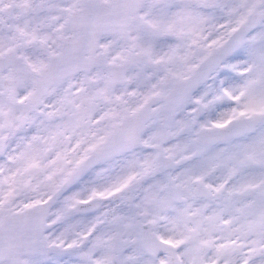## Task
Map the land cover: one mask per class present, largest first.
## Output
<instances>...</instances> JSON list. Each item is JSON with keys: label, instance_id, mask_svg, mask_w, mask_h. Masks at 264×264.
Wrapping results in <instances>:
<instances>
[{"label": "flooded vegetation", "instance_id": "1", "mask_svg": "<svg viewBox=\"0 0 264 264\" xmlns=\"http://www.w3.org/2000/svg\"><path fill=\"white\" fill-rule=\"evenodd\" d=\"M56 1L59 0H48L45 7L41 6V0H0V205L16 202L15 209L8 214L52 196L95 149L88 148V142L96 130L108 125L105 144L114 127L127 122L133 113L115 115L114 118L104 115L108 122L100 124L105 122L103 115L91 120L86 117L87 106L77 108L73 98L81 93L79 99L85 95L82 103L90 105L91 99H87L86 92L101 84L104 78L113 89L117 87L109 69L101 65L70 75L50 87L41 103V96L37 97V87L41 85L38 74L48 66L51 57L61 51L67 36L75 43L78 37L77 31H66V23L69 13L81 7L80 0H75L79 4L66 11L62 18L58 10L61 7ZM148 1L131 25L141 20L151 31L147 19L155 15L146 12ZM175 1L151 0L158 16L164 20L172 17L171 6ZM186 1L189 11L194 8L199 11L197 15L205 12L203 20L207 27L203 38L200 36L197 45L191 42V47L197 49L210 37L220 38L226 32L225 27L235 25L236 28L238 9L253 3V0ZM258 7V10H264V0L259 1ZM189 11L185 12L183 21L191 18ZM41 14L47 17V23H41ZM141 15L145 17L141 19ZM263 24L264 21L250 35L262 29ZM182 29L184 32L185 26ZM159 34L178 37L180 31L174 27ZM108 36L102 37L97 53L107 54L110 63L124 62L134 47L129 49L127 56L112 59L115 54L102 48ZM226 38L219 41L216 48ZM181 39L175 40L179 43ZM88 74L90 76H84ZM213 84L214 88L207 82L197 90L200 95L194 102L193 116L198 104L201 108L199 119L206 116L212 119L222 107L227 109L236 101L235 91H228L219 83ZM223 101L226 103L222 106ZM84 117L87 120L85 130L77 140L81 133H77L76 122ZM47 118L59 126L46 125ZM129 126L124 131L130 130ZM220 126L199 129L214 130ZM247 134L200 146L215 148L236 142ZM135 148L138 147L129 148L96 167L124 158ZM230 148L232 146L226 149ZM228 150L212 154L208 167L199 164L195 172L198 179L191 192L183 194L170 221L159 217L150 201L146 205L140 202L137 188L151 174L147 171L139 177L137 174L125 179L107 177L113 187L102 178L100 181H104L105 186L99 193L91 184L89 194L74 196L79 200L73 199L76 203L70 209L58 207L62 209L56 211L60 203L71 200L66 197L80 185L81 180L77 181L63 192L51 211L46 248L23 255L15 253L2 259L0 264H264V161L242 160L245 156L238 160L233 155H238V151L241 155L242 146H236L231 152ZM261 151L264 156V147ZM97 198L103 199L99 207L88 211L79 209L82 202ZM170 222L174 224L173 230L169 227Z\"/></svg>", "mask_w": 264, "mask_h": 264}, {"label": "rangeland", "instance_id": "2", "mask_svg": "<svg viewBox=\"0 0 264 264\" xmlns=\"http://www.w3.org/2000/svg\"><path fill=\"white\" fill-rule=\"evenodd\" d=\"M259 1L253 0L252 6L238 9L236 22L238 25L246 18L249 10L260 9L258 7ZM47 3L48 0H41V6L47 7ZM58 3L63 10L58 8L59 13H61L60 18L64 17L66 11L79 4L75 0L56 1V4ZM188 4L189 2L186 0H176L171 6L172 17L164 20L158 16L157 9L149 0L145 5L146 12L155 15L151 16L153 19L150 17V20L154 21V18H156L154 24L147 19L148 24L152 26L151 31L145 28L142 21L139 20L130 26L126 36L109 35L105 38L102 48L115 54L112 59L127 56L129 49L134 47L138 52L139 68L130 71L127 82L115 89L111 87L106 80L107 78H104L101 84L94 86L92 90H88L86 94L87 99H91L90 105L83 104L82 101L85 100V95H82L79 99L81 93H78L73 100L77 103V108L85 109L86 106L88 107L86 117L88 116L91 119L95 116L109 115V118H114L115 115L129 114L139 108L151 96L166 94L172 81L181 80L183 77L188 76L195 66L216 48L218 42L228 36L232 29H235V25L227 26L225 27L226 32L222 33L220 38H208L207 41L202 42L200 49L191 47L192 41L197 45L200 36L206 31L207 25L206 21L203 20L205 12L197 15L199 11L194 8L189 11L187 9ZM54 8L56 9V6ZM151 9H154L153 12ZM186 11L190 12L188 16L190 15L191 18L183 21ZM143 17L145 16L141 15V19ZM43 22L47 23V17L41 14V23ZM183 26H185L184 32ZM174 27H177L180 31L178 37H163L159 34ZM149 33L154 35H149ZM180 37L182 39L178 43L175 39ZM179 46L184 47L179 48ZM148 59H153L161 68L158 75L146 68L145 62ZM210 83H212V88L215 87L213 83H219L228 91H235L236 101L234 104L227 109L222 107L220 113L216 117L212 116V119L206 116L194 122L192 108L194 102L199 100V91L185 105L181 106L175 115H171L168 103L161 101L155 105L156 114L143 135L144 145L133 149L124 158L116 159L113 163L101 164L84 175L79 179L81 180L80 185L68 193L66 199L71 200L68 202L63 201L55 210L60 211L62 209L58 207H63L64 210L70 209V206L76 203L75 200H79L74 196L89 194L88 186L91 184L96 189L95 192L99 193V189L105 186V182L100 181L102 178H106L107 183L111 184L109 186L113 187L112 181L108 180L107 177L113 179L122 177L125 179L132 174H137L139 177L147 171L151 174L137 188L140 202L146 205L150 201L155 205L157 215L170 221L178 209V204L181 203L183 194H189L194 181L198 179L195 172L200 167L199 164L203 163V167H208L211 163L212 154H220L228 150L226 149L228 146H232L228 150L229 152L236 146H242V154L239 155L240 151H238V155H233L238 160L245 156V159L242 160L255 159L263 162L264 156L260 153L264 147V122L254 132L247 134L236 142L229 143L230 145L224 144L206 149L198 145L195 138L198 129L202 126L216 128L239 117H252L264 113V26L247 37L241 50L229 58L212 75ZM208 87L210 88V85ZM80 102L82 104H79ZM224 103L226 102L223 101L222 106ZM213 104L217 105L216 103ZM82 114L85 116V112ZM86 117L77 119V133H81L77 140L81 138L82 132L85 130ZM103 119L105 122L101 121L100 124L108 122L107 117L104 116ZM46 125L50 127L59 126L56 121H52L50 118H47ZM107 126L106 124L100 128L101 130H96L97 133L93 134L88 142V148H97L103 144ZM159 147H162L165 153L174 159V162L168 167L158 166L157 154ZM128 161L131 162L128 163ZM117 163L119 164L117 165ZM189 163L194 164L189 165ZM139 166V171L136 172ZM115 167H118V169ZM187 172L189 174H186ZM0 206L1 224L5 215L15 209L16 202L2 203ZM173 225L170 222L169 227L172 230L174 229Z\"/></svg>", "mask_w": 264, "mask_h": 264}, {"label": "water", "instance_id": "3", "mask_svg": "<svg viewBox=\"0 0 264 264\" xmlns=\"http://www.w3.org/2000/svg\"><path fill=\"white\" fill-rule=\"evenodd\" d=\"M80 2L81 7L69 13L66 23L67 32L77 31L76 43L70 42V36H67L61 51L54 54L48 66L38 74L41 85L37 87V97L41 96V103L51 86L80 71L91 70L97 65L105 66L109 69L113 84L116 86L124 84L127 81V73L138 66V55L134 49H131L129 56L122 63H109L107 54H98L97 50L100 48L103 35H127L129 26L138 18L146 0H80ZM263 20L264 10L250 12L247 19L225 42L201 60L188 76L173 81L167 94L152 96L129 117L127 122L115 126L105 144L88 155L82 165L52 196L7 215L0 225V260L12 257L15 253L23 255L46 248V232L50 227L49 216L63 192L101 161L112 159L129 148L142 145L141 137L156 113L155 105L166 101L171 114H175L197 88L208 82L212 74L241 49L247 36ZM147 66L149 69L154 68L157 75L161 72V68L154 67L152 61H148ZM196 112L198 115L201 113L199 109ZM263 121L264 114H261L252 118L241 117L217 130L201 128L197 133L196 141L198 144L227 141L253 131ZM128 124L131 125L130 130L124 131ZM158 158L161 166L173 162V159L166 156L162 149L159 150ZM102 202L103 199L90 200L81 204L79 209H94Z\"/></svg>", "mask_w": 264, "mask_h": 264}]
</instances>
